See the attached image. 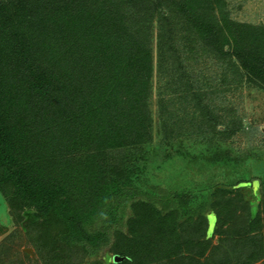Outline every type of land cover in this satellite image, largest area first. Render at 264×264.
<instances>
[{"label": "trees", "instance_id": "16d2710c", "mask_svg": "<svg viewBox=\"0 0 264 264\" xmlns=\"http://www.w3.org/2000/svg\"><path fill=\"white\" fill-rule=\"evenodd\" d=\"M151 1L0 0V192L40 260L46 250L50 264H114L119 256L116 264H164L179 254L170 249L180 246L178 227L201 218L214 226L220 193L244 188L260 199L247 171H220L205 186L158 167L106 183L101 199L89 200L93 186L102 188L87 179L91 163L149 141L155 76L170 75L164 86H185L180 92L206 116L200 95L183 86L182 44L235 59L244 82L264 93L263 27L230 20L220 0H156L155 60L152 17L131 21L133 6L148 12ZM78 181L82 189H74ZM26 203L34 215L26 217ZM29 261L23 254L9 264Z\"/></svg>", "mask_w": 264, "mask_h": 264}, {"label": "rangeland", "instance_id": "374dc122", "mask_svg": "<svg viewBox=\"0 0 264 264\" xmlns=\"http://www.w3.org/2000/svg\"><path fill=\"white\" fill-rule=\"evenodd\" d=\"M220 1L230 20L264 28V0ZM140 6H133L132 13H138L132 14L131 21L142 19L143 15L152 17L150 40L156 60L157 30L154 21L160 8L156 0L146 5L150 9L148 12L140 11ZM178 21L175 18V33L181 26ZM126 27L129 32L137 29L129 23ZM191 40L193 42L194 39ZM193 44L184 43L177 50L183 67L180 74L184 76L183 86L189 85L193 93L200 95L199 105L205 107L203 113L206 116H201L195 109L191 94L180 92L179 89L185 91V86L178 88V83L164 86L167 82L163 81L169 80L170 75L155 76L148 109L151 119L149 141L114 150L91 163L87 179L99 186L97 189L102 188L96 190L93 186L89 200L101 199L106 183L115 180L125 182L127 178L136 176L138 171L148 173L158 167L168 175L178 173L195 184L205 186L213 181V174L218 173L216 178H220V171L224 176L233 171H247L249 180L258 182L260 199L257 201L252 192L246 193L244 188L220 193L214 206L217 214L214 226L211 224L209 228V221L201 218L200 223L188 220L178 227L181 231L180 246L177 248L174 242L170 249H180L179 254L164 264H264V93L244 82L235 59L218 61ZM161 85L163 87H158ZM196 97L199 100V96ZM78 185L74 184V189H82L81 181ZM1 193L0 250L4 249L5 254L0 262L9 264L27 254L30 261L25 264H50L48 259L52 254L41 251L44 258H37L35 247L30 245L29 236L24 233L25 226L21 227L9 215V206L5 205ZM251 202H257L254 217L249 209ZM25 213L26 217L34 215L27 203ZM150 217V221L159 220L155 214H150ZM151 224L147 227L152 228ZM123 260L119 256L113 263Z\"/></svg>", "mask_w": 264, "mask_h": 264}]
</instances>
